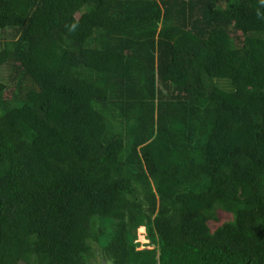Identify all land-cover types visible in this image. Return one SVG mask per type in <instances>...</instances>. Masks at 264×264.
<instances>
[{
    "label": "trees",
    "instance_id": "16d2710c",
    "mask_svg": "<svg viewBox=\"0 0 264 264\" xmlns=\"http://www.w3.org/2000/svg\"><path fill=\"white\" fill-rule=\"evenodd\" d=\"M97 257L264 264V0H0V264Z\"/></svg>",
    "mask_w": 264,
    "mask_h": 264
},
{
    "label": "rangeland",
    "instance_id": "374dc122",
    "mask_svg": "<svg viewBox=\"0 0 264 264\" xmlns=\"http://www.w3.org/2000/svg\"><path fill=\"white\" fill-rule=\"evenodd\" d=\"M139 240L143 246H141V248H143L144 246L148 245L150 243L149 238L147 237V231L145 230L144 227H142V229H139ZM21 264H25V263H21ZM92 264H108L106 263V261H104L101 257H97V259L94 260V262Z\"/></svg>",
    "mask_w": 264,
    "mask_h": 264
},
{
    "label": "water",
    "instance_id": "95a60500",
    "mask_svg": "<svg viewBox=\"0 0 264 264\" xmlns=\"http://www.w3.org/2000/svg\"><path fill=\"white\" fill-rule=\"evenodd\" d=\"M141 229H142V227H141ZM146 230V229H145Z\"/></svg>",
    "mask_w": 264,
    "mask_h": 264
}]
</instances>
